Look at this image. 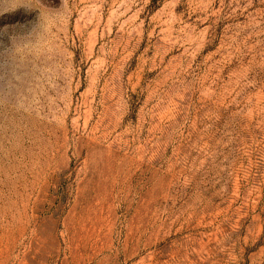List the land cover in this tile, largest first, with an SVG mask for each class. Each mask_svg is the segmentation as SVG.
<instances>
[{
  "label": "rangeland",
  "instance_id": "1",
  "mask_svg": "<svg viewBox=\"0 0 264 264\" xmlns=\"http://www.w3.org/2000/svg\"><path fill=\"white\" fill-rule=\"evenodd\" d=\"M0 264H264V0H0Z\"/></svg>",
  "mask_w": 264,
  "mask_h": 264
}]
</instances>
